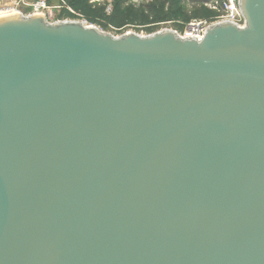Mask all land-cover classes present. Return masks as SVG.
Wrapping results in <instances>:
<instances>
[{"label": "water", "instance_id": "1", "mask_svg": "<svg viewBox=\"0 0 264 264\" xmlns=\"http://www.w3.org/2000/svg\"><path fill=\"white\" fill-rule=\"evenodd\" d=\"M201 40L0 18V264H264V0Z\"/></svg>", "mask_w": 264, "mask_h": 264}, {"label": "rangeland", "instance_id": "2", "mask_svg": "<svg viewBox=\"0 0 264 264\" xmlns=\"http://www.w3.org/2000/svg\"><path fill=\"white\" fill-rule=\"evenodd\" d=\"M47 1L53 7L48 20L51 23L80 21L120 37L127 33L151 36L163 30L183 35L192 22H214L219 14L212 6L222 0H64L65 4L60 0ZM9 6L11 0H0L1 9ZM22 9L28 13L27 8Z\"/></svg>", "mask_w": 264, "mask_h": 264}, {"label": "built area", "instance_id": "3", "mask_svg": "<svg viewBox=\"0 0 264 264\" xmlns=\"http://www.w3.org/2000/svg\"><path fill=\"white\" fill-rule=\"evenodd\" d=\"M60 1L61 3L65 4L64 0ZM11 2L12 6H9L5 10L14 9L18 11L20 15L23 16L41 15L46 17L47 20H49V14L53 9V7L48 4L47 0H34L32 2H27L26 0H11ZM22 6L27 8L28 13L23 12ZM212 7L219 14L217 19L212 23H209L208 21H196L190 23L187 30L183 34V37L201 40L203 31L215 25L223 23H231L239 28L245 27L246 20L240 9V0H222L221 2L216 1L214 2V5ZM1 10L2 9L0 8V11Z\"/></svg>", "mask_w": 264, "mask_h": 264}, {"label": "bare ground", "instance_id": "4", "mask_svg": "<svg viewBox=\"0 0 264 264\" xmlns=\"http://www.w3.org/2000/svg\"><path fill=\"white\" fill-rule=\"evenodd\" d=\"M20 15L18 11L14 10V9H8V10H5V9H2L0 11V18H4V17H10V16H18ZM67 21H70V20H67ZM51 23V22H50ZM83 24H85L84 22H81ZM86 25V24H85ZM182 38H188V37H183L184 35H181L179 34ZM190 39V38H188Z\"/></svg>", "mask_w": 264, "mask_h": 264}, {"label": "crops", "instance_id": "5", "mask_svg": "<svg viewBox=\"0 0 264 264\" xmlns=\"http://www.w3.org/2000/svg\"><path fill=\"white\" fill-rule=\"evenodd\" d=\"M27 2H32V1H34V0H26ZM55 4V3H54ZM23 8H25L26 9V7H24V6H22Z\"/></svg>", "mask_w": 264, "mask_h": 264}]
</instances>
